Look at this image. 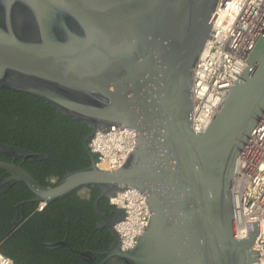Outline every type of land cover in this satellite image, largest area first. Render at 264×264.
Masks as SVG:
<instances>
[{
  "label": "water",
  "instance_id": "1",
  "mask_svg": "<svg viewBox=\"0 0 264 264\" xmlns=\"http://www.w3.org/2000/svg\"><path fill=\"white\" fill-rule=\"evenodd\" d=\"M218 0H0V88L41 99L82 121L89 165L53 186L0 160V194L22 182L42 207L80 187L98 200L125 188L144 196L147 226L134 245L113 240L92 264H256L258 221L237 239L231 198L235 157L264 109V29L204 132L191 129L192 68ZM213 33V32H212ZM235 75V74H234ZM13 159L41 155L0 142ZM114 207L115 205H110ZM17 218L13 225L16 224ZM65 240L46 242L52 249Z\"/></svg>",
  "mask_w": 264,
  "mask_h": 264
},
{
  "label": "trees",
  "instance_id": "2",
  "mask_svg": "<svg viewBox=\"0 0 264 264\" xmlns=\"http://www.w3.org/2000/svg\"><path fill=\"white\" fill-rule=\"evenodd\" d=\"M79 122L58 114L41 99L0 88V142L48 155L47 163L38 162L29 169L43 186L54 185L46 178L60 179L66 170L89 165L81 144L89 129ZM98 193L94 188L85 199L72 191L37 210L36 202L21 203L33 196L28 188L22 182L14 184L0 194V253L13 264H82L79 251L98 244L105 247L113 240L108 231L95 229L93 203ZM103 202L108 205V199ZM98 205L101 207V201ZM15 214L17 225L12 224ZM60 240L66 245L52 249L44 246Z\"/></svg>",
  "mask_w": 264,
  "mask_h": 264
},
{
  "label": "built area",
  "instance_id": "3",
  "mask_svg": "<svg viewBox=\"0 0 264 264\" xmlns=\"http://www.w3.org/2000/svg\"><path fill=\"white\" fill-rule=\"evenodd\" d=\"M227 1L236 0L217 1L213 12L216 17L210 26L213 33L210 32L211 38L205 40L192 68L191 129L194 132L205 131L228 91V85L247 67L245 60L264 29V0H243L238 8L242 11L231 21L233 28L225 36L223 29H217V20ZM222 22L227 23V20L223 18ZM130 190L129 194L136 195L141 207L138 222L131 226L132 243L128 247L120 243L122 250L134 245L138 232L147 226L148 221L144 196L137 190ZM117 196L118 193L109 197V204L115 205V209L124 208L112 201ZM231 198L235 237L246 239V222L258 221V235L252 249L259 254L256 264H264V109L235 157ZM41 209L42 205L38 204V210ZM124 212L126 216L119 222L128 220L129 209L125 207ZM0 255L5 264H13L9 258Z\"/></svg>",
  "mask_w": 264,
  "mask_h": 264
},
{
  "label": "flooded vegetation",
  "instance_id": "4",
  "mask_svg": "<svg viewBox=\"0 0 264 264\" xmlns=\"http://www.w3.org/2000/svg\"><path fill=\"white\" fill-rule=\"evenodd\" d=\"M71 119V118H70ZM72 121H76V122H79L80 120H73V119H71ZM80 124H82V125H84V127H86V128H88L82 121H80L79 122ZM89 129V128H88ZM79 132H81V130H79ZM89 132H90V129H89ZM89 132H88V134H89ZM87 134V135H88ZM86 135V136H87ZM85 136V137H86ZM84 137V138H85ZM84 138L83 139H81V144H82V147H83V140H84ZM5 144V143H4ZM8 145V144H7ZM11 146V145H10ZM12 147H14V148H17V149H21V150H23L24 152H30V153H35V154H38V155H41L42 156V159L40 160V159H36V160H31V159H28V158H26V159H22V158H15V159H13L12 157H10V156H5V155H3V154H0V160L1 161H6V162H13L14 164H16V165H18V166H20L22 169H24L27 173H29V169H31V170H33L34 168H35V166H36V164L38 163V162H43V163H47V161H48V155L46 154V153H43V152H40V151H36V150H33V149H29V148H27V147H23V146H20V147H15V146H12ZM83 150H84V148H83ZM85 151V150H84ZM86 152V151H85ZM84 159H85V161H87L88 162V154H87V152H86V156L84 157ZM82 168H84V167H82ZM81 169V168H80ZM2 171V173L0 174V177H7L8 176V174L4 171V170H1ZM69 170H66V172H68ZM65 172V173H66ZM64 173V174H65ZM63 174V175H64ZM62 175V176H63ZM46 180L49 182V183H51V184H55L59 179H58V177L57 176H51V177H49V178H46ZM16 183H20V182H16ZM16 183H14V184H16ZM13 184V185H14ZM12 185V186H13ZM11 186V187H12ZM94 188H96V187H94V186H86V187H80V188H78L77 190H74L75 192H76V194L77 195H79L80 196V198H85V199H88L89 198V196H90V193H91V191L94 189ZM98 196V195H97ZM34 196H32L30 199H32ZM97 198V197H96ZM95 198V199H96ZM30 199H27V200H25V201H22L21 203L23 204L24 202H28V200H30ZM103 199H105V198H101V199H99L98 200V204H99V201H101V207L98 205V208H99V210H100V212H102L103 214H104V216H105V220L104 221H102L99 217H98V215L96 214V212H95V215H96V218L97 219H95L94 220V225H95V229L97 230V231H99V232H102V231H108V229H107V224L108 223H110V221H112L113 219H114V211L116 210L114 207H112V206H110V204H109V202H108V205L107 206H104L103 205ZM95 201V200H94ZM29 203H35V202H29ZM37 203V202H36ZM38 204V203H37ZM93 205H94V203H93ZM37 210H38V207H37ZM94 211H95V208H94ZM21 213L23 214V210H21ZM17 218V222H16V224L15 225H17L18 223H19V219H18V217H17V214H15V217H14V220ZM14 220H13V222H14ZM13 222H12V224H13ZM111 242H109L105 247H101L99 244L98 245H95V248H86V249H84V250H82V251H91V252H93L94 253V261L95 262H98V261H100L101 260V255L99 254L100 252H102V251H105L106 249H108V247H109V244H110ZM82 251H79V253L80 252H82ZM79 253H78V255H79ZM79 260L82 262V264H92V263H90V262H87V261H85V260H83V259H81L80 257H79Z\"/></svg>",
  "mask_w": 264,
  "mask_h": 264
},
{
  "label": "bare ground",
  "instance_id": "5",
  "mask_svg": "<svg viewBox=\"0 0 264 264\" xmlns=\"http://www.w3.org/2000/svg\"><path fill=\"white\" fill-rule=\"evenodd\" d=\"M243 0L236 1H227L224 10H221L220 17L217 20V29L222 30L225 33V36L229 35L233 26L230 25L233 19L238 17V14L242 11H238V8ZM223 18L227 20V23L222 22ZM220 25V26H219ZM235 31H233L234 33ZM222 33V34H224ZM235 34V33H234ZM136 190V189H135ZM129 188H125L122 191H118V196L113 198L112 201L116 202L121 207H126L129 209V218L123 222H116L115 229L118 232V235L123 236L124 238H120L122 246L128 247L131 243V226L133 223L138 222V212L140 211V203L138 202V198L136 195L129 194ZM0 264H5L3 257L0 255Z\"/></svg>",
  "mask_w": 264,
  "mask_h": 264
}]
</instances>
